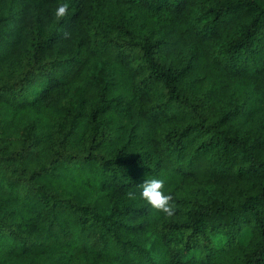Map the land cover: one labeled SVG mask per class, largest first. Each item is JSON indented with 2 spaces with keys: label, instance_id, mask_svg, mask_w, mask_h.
I'll list each match as a JSON object with an SVG mask.
<instances>
[{
  "label": "trees",
  "instance_id": "trees-1",
  "mask_svg": "<svg viewBox=\"0 0 264 264\" xmlns=\"http://www.w3.org/2000/svg\"><path fill=\"white\" fill-rule=\"evenodd\" d=\"M0 264H264V0H0Z\"/></svg>",
  "mask_w": 264,
  "mask_h": 264
},
{
  "label": "clouds",
  "instance_id": "clouds-1",
  "mask_svg": "<svg viewBox=\"0 0 264 264\" xmlns=\"http://www.w3.org/2000/svg\"><path fill=\"white\" fill-rule=\"evenodd\" d=\"M68 12L66 4H59L56 11V17H64ZM166 180L163 177H152L145 179L141 184V191L139 196L145 200L152 208L162 212L168 216L173 215L174 208L172 207V195L164 191ZM130 196L135 197L136 193H129Z\"/></svg>",
  "mask_w": 264,
  "mask_h": 264
}]
</instances>
